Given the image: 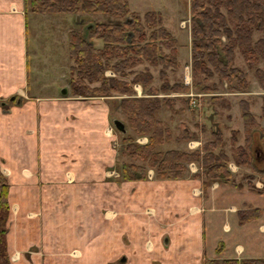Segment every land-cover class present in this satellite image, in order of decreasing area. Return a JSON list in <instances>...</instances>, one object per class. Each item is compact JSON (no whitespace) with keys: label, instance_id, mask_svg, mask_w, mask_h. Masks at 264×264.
Listing matches in <instances>:
<instances>
[{"label":"crops","instance_id":"1","mask_svg":"<svg viewBox=\"0 0 264 264\" xmlns=\"http://www.w3.org/2000/svg\"><path fill=\"white\" fill-rule=\"evenodd\" d=\"M27 16L52 15L25 10L24 0H0V172L7 181L9 264H100L105 255L118 264H200L202 249L213 255L216 240L219 257L264 258V192L216 183L204 210L193 212L191 179L100 182L112 157L106 101L67 94V55L60 53L67 54L68 26L63 40L55 35L38 55ZM186 50L189 55V41ZM247 207L262 212L238 223L236 210Z\"/></svg>","mask_w":264,"mask_h":264},{"label":"trees","instance_id":"2","mask_svg":"<svg viewBox=\"0 0 264 264\" xmlns=\"http://www.w3.org/2000/svg\"><path fill=\"white\" fill-rule=\"evenodd\" d=\"M24 8L32 12H99L122 17L128 11V4L127 0H24ZM189 13L191 75L199 71L203 72L205 78L206 75L211 74L212 66L219 78H224L228 82L234 79V84L239 86V89H244L245 72L230 66L233 49L235 46L239 47L240 54L249 66H253L258 59L264 61V38L252 36L253 31L264 34V0H189ZM142 21L148 27H152L147 35ZM142 21L137 15H131L129 19L123 17L119 22L88 23L82 33L76 30L68 32V54L75 64L74 77L70 80L73 93L102 94L113 91L126 94L119 101L121 111L127 116L133 131L145 135L146 140L139 143L128 135L123 136L126 142L122 150L132 157L145 160V165L154 169L155 177L181 176L185 162L199 157L204 173L208 177L236 185L226 168L227 155L223 149L218 148L216 152L213 151L215 147L222 145L219 129L211 131V139L201 144V154L196 149L188 151L174 148L155 149V146L170 136L166 123L154 117V111L159 107V98L154 95L156 89L149 85L150 96L130 95V83L103 75V68L106 66L123 70L142 59L151 63L161 62L164 66H177L173 49L170 47L166 54L160 46L161 44L168 47L173 43V39L169 37V32L159 25L157 12L144 11ZM221 34L225 37L224 41L220 39ZM92 37H99L102 45L94 47L90 41ZM253 74L256 81L264 87V71L254 65ZM96 80L99 81L97 86L88 84ZM150 80L151 75L147 70L132 76L133 82H139L143 86ZM193 85L198 87V82ZM174 87L185 88L179 83ZM198 88L209 89L205 85ZM162 103L169 105L167 98L162 99ZM239 108L245 137L241 145L232 147V153L237 163L247 165L252 171L264 175V159L262 166L257 167L250 140V131L256 129L264 146V125H259L253 119L248 110V103L244 99L239 100ZM261 109L264 110V105ZM188 136L190 132L180 125L178 137ZM121 176L125 180L142 179L145 177V166L123 162ZM247 185L255 190L252 183ZM262 190H264V179L262 188L256 189V192ZM6 193L7 181L0 173V264H9L4 241ZM260 211L259 208L239 209L236 211L237 220L245 221ZM216 250L219 251L220 248ZM204 262L205 264H264V258L223 257L206 259Z\"/></svg>","mask_w":264,"mask_h":264},{"label":"rangeland","instance_id":"3","mask_svg":"<svg viewBox=\"0 0 264 264\" xmlns=\"http://www.w3.org/2000/svg\"><path fill=\"white\" fill-rule=\"evenodd\" d=\"M127 4L128 11L122 17H116L107 13L99 12H40L49 13V15L52 16H49V18H47L48 16H37V18L27 16L26 23L29 40L32 41V46L35 47L37 54L41 55L44 51L43 45L49 47L48 43L44 42L53 39L55 35L57 36V39L63 40L64 26L65 24L68 26L66 38L67 54H65L63 51L62 53H59L62 55L63 59L66 57L65 55H67L66 69L68 78L65 89L67 94L73 95L77 93H73L70 80L74 77L75 64L73 59L70 58L68 54V32L70 30H76L82 33L84 31V27L88 23L119 22L123 19V17L129 19L131 15H137L140 21H142V13L144 11H156L160 19L159 25L163 26L169 32V37L173 39V43L168 47L163 46L160 43L159 44L163 52L166 54H168L170 47L173 49V57L177 63V66H164V64L161 62L151 63L146 59H142L140 62L126 67L123 70L114 69L110 65L106 66L103 68V75L106 77H115L130 83V95L150 96L151 93L148 91V86L150 85L156 89L154 95L159 98V107L154 111V117L160 120L162 123H166L170 136L167 140H164L155 146V149L165 150L168 148H174L186 151L196 149L198 153L201 154V144L204 141L211 139V131L219 129L221 132L222 145L215 147L213 151L216 152L218 148L223 149L227 155L226 168L230 172V178L234 183H236V185L217 181L216 179L208 177L204 173L199 157L185 162L181 176L155 177L154 169L147 167L145 165V160L132 157L127 154V152L122 150V147L126 142L124 137L127 135L130 136L132 140L134 139V141L139 143L146 140L145 135L136 134L133 131L128 123L127 116L121 111L119 101L120 98L126 94L113 91L102 94L78 93L79 96L83 98H103L109 108L110 123L105 129V133L111 135L109 137V148L112 157H109V162H106V164L101 167L100 182H115L117 185H119L124 182H134L141 180L154 182L155 180H159L160 184H168L170 179L179 178L185 182L191 179L190 181L192 186L189 187L190 193L196 198V203L191 205L193 212L204 210V196L206 195L208 189L214 186L216 183H224L234 188L243 186L249 191H253L258 194L263 193L264 190L261 192H256V189L262 188L264 175H260V173L257 171H252L247 165L237 163L235 161V156L232 153V147L241 145L244 142L245 137L242 129L243 122L241 111L239 108L240 99H244L248 103V110L252 114L253 119L259 125H264V110L261 109V106L264 105V87L256 81L253 74L254 65L264 71V61L258 59L253 66H249V64L245 62L242 55L240 54L239 47H234L230 66L236 67L245 72L246 86L244 89H239V86L234 84V79H232L231 82H228L224 78H219L218 73L212 66L210 68L211 74L206 75L205 78L203 72L199 71H197L194 75H191L190 49L189 55L187 54L186 50V43L188 41L190 42L189 0H127ZM53 14L62 16H53ZM142 25L147 35L148 30H150L152 27H148L145 23H143V21ZM252 36L253 38L260 36L264 38V34L257 31H253ZM220 39L221 41H224L225 37L223 34L220 35ZM90 41H92L94 47H100L102 45V40L99 37H92ZM111 61H113V59ZM143 70H147L151 75V80L145 86L139 82L132 81V76L135 73ZM195 82H198V87L205 85L208 86L209 89L203 90L201 88L195 87L193 85ZM178 83L183 85L185 88L176 89L174 86ZM88 84L90 86H97L99 81L96 80ZM164 98L168 99L169 105L162 103V99ZM113 119H118L123 123V131H120L113 126ZM180 125H183V128L187 132H190V136L187 138L178 137ZM250 132L251 149L255 156L256 165L257 167H261L264 159V146L259 138L258 130L253 129ZM123 162H133L135 164L144 165L145 177L136 180L123 179L121 176V164ZM193 180L194 182H192ZM247 183H252V185L255 187V190L250 189ZM102 195H104V193ZM103 199L104 198L101 197V200ZM103 207H101L100 210L101 218H104L106 214V205ZM251 208H259L261 211L257 215L245 221L239 222L237 220L238 223H243L255 218L262 212V208L260 207ZM241 209L249 208L247 207ZM6 218L7 212L4 220L5 230L10 225L9 222L8 225H5ZM189 229L192 232L194 231L192 223L190 224ZM104 230L106 231V227L103 225V223H101L100 233ZM194 241L195 240L193 239L191 243L190 240L189 244L186 245V249H189L190 253L195 251V246L193 245ZM216 242L217 244L215 245V251L213 255L209 256L202 249L200 264H205L204 261L206 259L223 258L217 255L222 249V242L220 240H216ZM216 248H220V250L217 251ZM6 255L8 263H10L13 253L8 255L6 252ZM100 264H118V260L117 258L114 259V256L109 258L107 255H105L101 257Z\"/></svg>","mask_w":264,"mask_h":264},{"label":"water","instance_id":"4","mask_svg":"<svg viewBox=\"0 0 264 264\" xmlns=\"http://www.w3.org/2000/svg\"><path fill=\"white\" fill-rule=\"evenodd\" d=\"M112 122H113V126L115 128L119 129L120 131H123L124 130L123 123L120 120L113 119Z\"/></svg>","mask_w":264,"mask_h":264}]
</instances>
